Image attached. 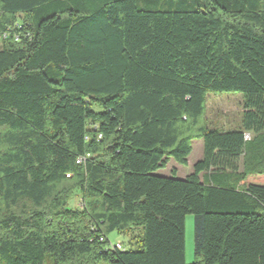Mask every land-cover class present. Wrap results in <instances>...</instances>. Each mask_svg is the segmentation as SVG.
Returning a JSON list of instances; mask_svg holds the SVG:
<instances>
[{"label":"trees","instance_id":"16d2710c","mask_svg":"<svg viewBox=\"0 0 264 264\" xmlns=\"http://www.w3.org/2000/svg\"><path fill=\"white\" fill-rule=\"evenodd\" d=\"M137 2L0 0V264H264V0Z\"/></svg>","mask_w":264,"mask_h":264},{"label":"rangeland","instance_id":"374dc122","mask_svg":"<svg viewBox=\"0 0 264 264\" xmlns=\"http://www.w3.org/2000/svg\"><path fill=\"white\" fill-rule=\"evenodd\" d=\"M138 0V5L141 4ZM1 46V42H0ZM241 103L242 94L236 91H215L209 92L205 101V112L203 120L208 127L216 128L218 130H230L238 128L241 125ZM257 142V140H255ZM192 149L188 157V164L180 165L172 159L169 165H176L180 173L191 171L192 164L195 163L202 155V140L194 139L191 143ZM166 171V170H165ZM253 179L249 177L247 181ZM69 207L80 208L81 196L79 193H74L69 200ZM185 243H184V257L187 263L194 261L193 255V216L187 214L185 216ZM111 243L119 242L125 249H134L136 244L130 240L126 233H118L116 231L110 232L107 235Z\"/></svg>","mask_w":264,"mask_h":264},{"label":"crops","instance_id":"0c3cea01","mask_svg":"<svg viewBox=\"0 0 264 264\" xmlns=\"http://www.w3.org/2000/svg\"><path fill=\"white\" fill-rule=\"evenodd\" d=\"M191 153V152H190ZM190 155V154H189ZM202 156V155H201ZM200 156V158H201ZM189 157V156H188ZM188 157H187V160H188ZM199 158V159H200ZM198 159V160H199ZM171 160V159H170ZM169 160V161H170ZM169 161L167 162L165 168L161 169V170H158L156 173L159 174V175H162V176H171V169H174L175 170V178H178V179H183L185 176H187L189 173L192 172V169L191 171H188L186 173H180L179 170L177 169V166L176 165H169ZM187 164H188V161H187ZM194 164V163H193ZM192 164V166H193ZM186 166V165H185ZM166 170V171H165Z\"/></svg>","mask_w":264,"mask_h":264},{"label":"built area","instance_id":"2783aa9c","mask_svg":"<svg viewBox=\"0 0 264 264\" xmlns=\"http://www.w3.org/2000/svg\"><path fill=\"white\" fill-rule=\"evenodd\" d=\"M8 32H9L8 30H6V31H2V33H0V40L6 38ZM245 138L248 139V138H249V135L246 134V135H245ZM78 161H80V159H78ZM78 161H77V162H78ZM110 247H111V248H113V247L121 248V245H120V243L115 242V243H111V244H110Z\"/></svg>","mask_w":264,"mask_h":264}]
</instances>
